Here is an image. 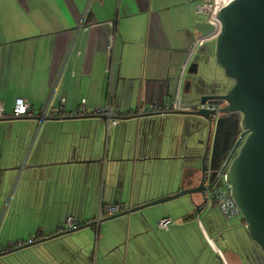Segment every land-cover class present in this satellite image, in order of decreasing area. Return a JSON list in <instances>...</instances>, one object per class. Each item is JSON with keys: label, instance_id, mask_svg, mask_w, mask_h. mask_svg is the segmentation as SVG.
Masks as SVG:
<instances>
[{"label": "crops", "instance_id": "1", "mask_svg": "<svg viewBox=\"0 0 264 264\" xmlns=\"http://www.w3.org/2000/svg\"><path fill=\"white\" fill-rule=\"evenodd\" d=\"M199 1L0 0V100L10 112L15 98L23 97L33 113L0 119L5 250L57 232L68 216L79 225L107 216L108 205L123 210L175 193L190 186L188 180L195 185L202 162L194 155L204 151L212 175L209 157L215 142L224 147V118L213 121L208 133L195 116L142 114L150 112L144 111L150 102L178 96L188 104L232 85L215 59L214 39L188 55L202 34L199 22L207 21L196 9ZM63 64L50 103L58 106L63 97L67 111L82 97L89 110L112 102L122 115L108 134L100 116L35 117ZM138 110L139 116L125 117ZM198 199L194 193L179 196L86 227L98 237L87 264H264L242 216L233 223L240 240L228 235L240 245L237 252L225 254L211 240L215 258L205 255L202 246L218 235L210 212L220 210L214 200ZM163 216L171 218L168 228L157 226ZM71 233L2 255L0 264H59L56 243L62 237L72 253L77 248Z\"/></svg>", "mask_w": 264, "mask_h": 264}, {"label": "water", "instance_id": "2", "mask_svg": "<svg viewBox=\"0 0 264 264\" xmlns=\"http://www.w3.org/2000/svg\"><path fill=\"white\" fill-rule=\"evenodd\" d=\"M216 18L219 29L214 38V55L225 75L233 79L232 85L225 92L203 93L196 99L201 103H216L217 106L214 108H183L166 110L161 113L195 116L205 122L201 127H206L208 133L214 121L212 114L216 111L221 113V118L227 117L232 112L241 114L242 132L209 186H213L229 164L224 177L230 184L231 196L243 216L249 237L259 246L264 256V0H227L219 6ZM199 24L197 28L202 34L207 33L213 27L209 21H200ZM84 116L98 115L90 113L82 115ZM134 116L139 115L134 114ZM35 117L38 118L37 115ZM236 149H238L237 153L233 156ZM204 153L205 151L194 155V157L201 158V169ZM202 180L203 175L201 174L195 185H191V181L188 180L190 186L183 187L175 193L113 212L99 220L94 219L70 228L59 229L47 236L9 247L0 251V256L84 227H90L97 222L129 214L147 205L174 199L183 194L201 193L203 192Z\"/></svg>", "mask_w": 264, "mask_h": 264}, {"label": "built area", "instance_id": "3", "mask_svg": "<svg viewBox=\"0 0 264 264\" xmlns=\"http://www.w3.org/2000/svg\"><path fill=\"white\" fill-rule=\"evenodd\" d=\"M227 0H200L197 3V11L205 14L207 16V21H209L212 24V29L205 33L197 36L192 44V47L189 49L188 55H190L192 52H195L198 50V48L205 42L210 39H214L217 35L218 29H219V23L216 18V12L219 8V6ZM111 24V22H110ZM114 33L111 35V43L107 46V52L109 56V61H111V52H112V41L114 40ZM73 43L74 40L71 41V44L68 48V52L72 51L73 49ZM63 64L61 68L59 69V72L55 78V80L52 83L51 86V92L48 101L43 105V107L40 109L36 115L38 116L39 120H42L43 118H47L49 116H63V115H71V116H82L86 114H96L100 117H102L106 122V133L108 134V131L111 126L115 125L119 118L121 117V113L118 110V108L112 103L108 102L105 105H98L94 106L92 109H88L86 104V98L82 97L70 110L64 109V98L62 97L60 99V104L58 106L52 105L50 103V97H52L54 90L56 89V86L59 82V79L61 78L63 74L64 69ZM108 70V65H107ZM216 103H188L184 104L182 100L176 96L172 98L171 100L168 99H162L160 101L150 102L145 107L144 111H150V112H164L166 110H175V109H183V108H214L216 107ZM143 111H129V114H138L142 113ZM33 113L31 112L30 103L23 97H16L14 100V105L12 107V110L10 112L6 111L3 107L2 101L0 100V119L8 118V117H24V116H31ZM213 119L216 118V113L212 114ZM202 175H203V194H204V203H208L211 199L215 201L217 204L219 210L221 211L226 223L229 225L230 220L240 214L239 207L233 197L231 196V189L230 184L227 181V179L222 177V180H219V177L213 184V186H209L211 180H209V165L206 161L203 162L202 167ZM120 209L119 204L114 205H108L104 208L105 214H111L113 212H117ZM101 216H98L96 219L99 220ZM74 218L72 216H68L66 218V225L63 228H70L74 226ZM171 218L169 216H163L157 220V226L162 228H168L171 223ZM95 224H98L95 223ZM60 228V229H63ZM12 245V243L10 244ZM217 249V248H215ZM5 250L0 245V251ZM220 253V250H217Z\"/></svg>", "mask_w": 264, "mask_h": 264}, {"label": "rangeland", "instance_id": "4", "mask_svg": "<svg viewBox=\"0 0 264 264\" xmlns=\"http://www.w3.org/2000/svg\"><path fill=\"white\" fill-rule=\"evenodd\" d=\"M214 45H215V40H214ZM240 119H241V116H239ZM214 128V127H213ZM238 128H241L240 127V124L238 125ZM238 137V135H237ZM236 135H233L231 140L229 142H227L226 146H224L222 148L221 146V142H215L214 144V148H212L213 152H209L211 157H209V162H210V165L212 164L211 166V174L212 175H209V180H214L220 167L222 166V163L224 162L225 158L227 157L229 151L231 150V148L234 146V143L237 139ZM218 141V139H217ZM215 150V152H214ZM237 150L234 152L233 156L237 153ZM229 165V164H228ZM228 165L226 166V168L224 169L223 173L220 175L219 177V180L221 181L222 180V177H223V174L224 172L227 170L228 168ZM200 171V170H199ZM200 175H201V172H200ZM211 176V177H210ZM12 185V184H11ZM15 186V185H14ZM10 192H9V197H10V204L13 202V199H14V191H15V188L13 189L12 186L10 188ZM195 196H198L200 200V203H203L204 201V194L203 192L201 193H194ZM190 195L189 194H183L181 195L180 197L181 198H187L189 197ZM7 203V202H6ZM210 213L211 216H214L215 218H213L216 223H215V226L217 228V233L218 235L216 236L215 239H209L208 240V244H205L202 246V251L205 255H211V260H214V250L213 248L211 247V243L210 241L212 240V242L221 249L222 252H224L225 254L227 253H236L238 250V248L240 247L239 244H237L236 242L233 243L231 239H229L228 235L232 236L233 234H236L237 235V239L240 240V235H239V228H236L234 227V221H235V218L238 216H242V214H238L237 216L233 217V219H231V223H232V226H227L223 219L221 218L220 216V211H218L217 208H214L213 211H211ZM109 215V214H107ZM243 217V216H242ZM244 229H245V225L243 226ZM246 231V229H245ZM75 233H71L73 234V240H74V244L77 248H74V252L72 253L71 251V243L67 240V238H63L60 239L56 245H58V248L59 250L57 251L58 253L55 254V256L57 257V260L59 262V264H61V261L62 262H67L69 260L67 259H64L65 256H63L64 254L62 253V251L66 252L65 254L66 255H70L71 256V260L67 263L69 264L71 262V264H87V260H86V255H87V251L89 248H91L93 245H94V242L97 241V234L95 232H91V231H88V229H85L84 228H81L79 230H76L74 231ZM66 234H69V233H66ZM70 234V235H71ZM64 235V234H63ZM68 235V236H70ZM67 236V235H66ZM211 236V235H210ZM55 239V237H54ZM55 245V246H56ZM61 247H64L63 250H61ZM79 252V254H76L77 252ZM82 251V252H81ZM244 251V250H243Z\"/></svg>", "mask_w": 264, "mask_h": 264}, {"label": "flooded vegetation", "instance_id": "5", "mask_svg": "<svg viewBox=\"0 0 264 264\" xmlns=\"http://www.w3.org/2000/svg\"><path fill=\"white\" fill-rule=\"evenodd\" d=\"M191 102L196 103L199 101L193 100ZM193 109H199V108H193ZM220 115H221V113L216 111V118L213 120L215 121L218 118H221ZM239 116H241L240 113L232 112V113H229L228 116L224 118L226 120L225 127L227 129V131L224 134L223 141H222V144H224V146H226L227 142H229L231 140L233 135H236V137L238 135V137H239V135L241 134L242 128H238V125L240 124V117ZM240 127H241V125H240ZM238 137H237V139H238ZM237 139H236V141H237ZM236 141H235V143H236Z\"/></svg>", "mask_w": 264, "mask_h": 264}]
</instances>
